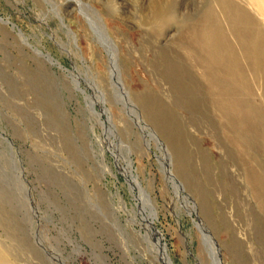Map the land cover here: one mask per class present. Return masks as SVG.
I'll list each match as a JSON object with an SVG mask.
<instances>
[{
  "label": "rangeland",
  "instance_id": "374dc122",
  "mask_svg": "<svg viewBox=\"0 0 264 264\" xmlns=\"http://www.w3.org/2000/svg\"><path fill=\"white\" fill-rule=\"evenodd\" d=\"M82 1L0 0V17L15 24L0 20V264H166L165 256L214 264V252L221 264H264V207L255 194L264 192L263 83L253 85L260 110L247 121L251 160L258 151L252 178L229 139L244 138L212 109L207 81L180 46L214 4ZM84 4L104 21L122 87L143 123L114 102L110 55ZM54 8L93 70L110 121L99 107L85 108L65 71L75 63L59 46L68 38ZM128 159L150 207L126 174Z\"/></svg>",
  "mask_w": 264,
  "mask_h": 264
},
{
  "label": "bare ground",
  "instance_id": "6f19581e",
  "mask_svg": "<svg viewBox=\"0 0 264 264\" xmlns=\"http://www.w3.org/2000/svg\"><path fill=\"white\" fill-rule=\"evenodd\" d=\"M67 1L71 4H77L79 7L83 5L82 0ZM210 1L212 2L211 4H214L212 6H215V8L212 6L208 8L207 15L203 22L195 24V26L199 25V27H197L198 30L193 32L194 35L191 34L188 36V33H186L180 46L182 50H184L185 57H187L194 67L198 68L200 71L199 74L202 80L207 81V86L212 98V109L215 113L220 115L222 120L225 121L224 123H227L232 131L235 130L241 135V138H244L243 140L245 141L242 142L239 140L237 142V140L231 135L229 137L232 147L238 150L241 154L240 163L246 173L252 178H258L259 173L256 172L258 168H255L256 163H258V158H255L258 156V151L256 152L255 150L253 155L257 160L254 158L251 160L252 158L250 159L249 157L250 153L247 151L246 143L249 144L252 137L247 135L246 132L249 131L247 121L254 118L260 110V107L255 103V99L257 98V94L253 88L255 82L261 81L263 83L264 96V0ZM84 5V8L81 9L88 14L90 20L96 27L98 41L106 47L110 55V90L115 100L114 102H116L122 110H132L138 122L143 123L139 117V113L133 108L132 102L122 87L119 66L117 64L118 54L114 43L111 41L95 11H93L89 5ZM159 9H161V7H159ZM215 9H217L218 14H216ZM161 11L164 16L169 12L168 7L164 10L161 9ZM55 13L60 19V28L68 38V43L59 42V46L64 49L75 63L74 70H66L65 68V71L70 74L76 91L83 96L85 108L92 110L99 107L105 115H108L110 121L112 115L109 108L105 105V96L102 91L99 90L98 85H96L93 70L87 65L88 63L79 53L75 34L64 23L60 10L56 8ZM0 20L4 23H10L13 28H15V24L10 21L9 18L4 19L0 17ZM190 32L192 31L190 30ZM19 35L21 38L27 40L22 33ZM34 50L39 56L46 59L51 64L64 69L62 63L53 57L52 54H49V52L45 53L38 48H35ZM74 58L80 60V67H78V64L75 61L76 59ZM254 87L256 88V85H254ZM88 90L92 91L93 94L88 93ZM97 101L99 103H95ZM255 127H257V125ZM144 128L149 131L151 137L156 138L158 143H161L153 130H149V127L146 126ZM257 140L259 142V139ZM169 166V162H166L164 168L166 176L174 179L175 177ZM132 167V162L128 159L126 174L128 175L129 180L134 182L133 185L137 187L139 194L145 199V202L149 204L150 202H148L149 197L147 192L145 191V188L141 186L139 177L134 174ZM179 188V190L183 192V188H181V186ZM255 194L263 201L264 207V192L257 188ZM188 211L189 213H193L196 212L197 209L193 204H188ZM153 218H156L155 213H153ZM198 225L204 235L208 237V240L213 241L212 236L206 228L200 223ZM158 247L159 249L164 250V246L159 243ZM164 260L166 264H173V262L166 256L164 257ZM214 264H221L217 252H214Z\"/></svg>",
  "mask_w": 264,
  "mask_h": 264
},
{
  "label": "water",
  "instance_id": "95a60500",
  "mask_svg": "<svg viewBox=\"0 0 264 264\" xmlns=\"http://www.w3.org/2000/svg\"><path fill=\"white\" fill-rule=\"evenodd\" d=\"M102 22H103V26H104V28L106 29V26H105V24H104V21H103V19H102ZM106 31H107V29H106Z\"/></svg>",
  "mask_w": 264,
  "mask_h": 264
}]
</instances>
